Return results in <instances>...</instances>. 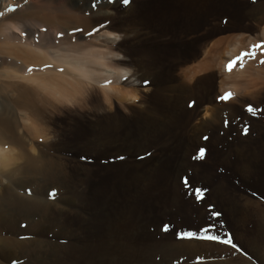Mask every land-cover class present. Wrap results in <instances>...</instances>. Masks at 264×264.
I'll list each match as a JSON object with an SVG mask.
<instances>
[{
    "label": "rangeland",
    "instance_id": "rangeland-1",
    "mask_svg": "<svg viewBox=\"0 0 264 264\" xmlns=\"http://www.w3.org/2000/svg\"><path fill=\"white\" fill-rule=\"evenodd\" d=\"M27 1L0 0V23ZM107 2L112 12L87 26L65 12L34 15L60 33L71 57L107 44L105 72L125 74L105 76L106 86L61 74L43 57L49 44L28 60L59 75L25 79L3 59L17 57L0 38V93L28 103L32 117L23 125L16 114L20 132L2 145L12 151L6 170L42 157L40 171L0 177V197L7 187L21 196L0 207V237L38 241L0 261L23 263L51 242L53 264H80L87 249L116 241L131 253L185 246L182 264H264L252 252L264 247V0ZM97 25L120 39L91 48L84 37Z\"/></svg>",
    "mask_w": 264,
    "mask_h": 264
},
{
    "label": "bare ground",
    "instance_id": "bare-ground-1",
    "mask_svg": "<svg viewBox=\"0 0 264 264\" xmlns=\"http://www.w3.org/2000/svg\"><path fill=\"white\" fill-rule=\"evenodd\" d=\"M20 1L21 0H17V2H20ZM91 2H92V4L93 3L94 4L92 5ZM8 5L3 4L2 8L6 7ZM112 6H113V3L110 4L107 2V0H29V1H27L26 4H24L23 7H19L16 11L14 10V12L10 13L7 16V18L6 19L4 18L5 20H3L2 23H0V38L3 39V41H5L4 45H7L8 43L11 44L10 46H12V49H13L12 53L17 57V58H15V57H13V58H15L17 61L14 59L11 60L10 58H7L6 56H4L3 59L4 60L7 59L8 62L11 63V66L12 65L15 66L14 68L12 67L14 69V71L17 74H21L22 77L25 79L26 78L27 79H34V78L39 79L40 77H44V76L45 77H48V76L56 77L59 75V73L55 72V71L59 70V69H57V67H55V66L49 67L48 66V67L41 69L38 66H35L32 64L30 65V62L28 60L30 57H32V55L33 56H38V55L43 56V55H41V54L45 53V50H43V48L49 44V45H52L51 46L52 50L46 51L47 55H45L43 57L45 59L48 58L49 61L53 62L54 64L60 65L61 66V67L59 66L60 69L63 67L61 70V74H69L70 72L74 73V75L78 78L77 82H79L82 85H87V84L96 82L98 84L99 83L103 84V86H104L105 84L103 82L109 77V75H114L115 81H118V80H120L122 75L125 74V72L121 73L120 70L112 69L113 70L112 72L109 71L111 73H108V71H106L107 72L106 73L105 70L106 69L109 70V68H107L106 65H104L105 63L104 64L102 63L106 52H104V49H103V51L101 49L103 47L102 45H105L106 42L107 43L111 42L113 44L117 43V41L120 39V36L117 33L113 32L111 30L105 29L104 26H101V25L95 26L94 28L89 30V33H87L84 38L90 40L89 44H91L90 45L91 48H92V46L96 47V48H100L101 46L102 47L100 49H98L97 51H95L94 53H93V51H91V53L89 52V54H92L91 56H87L85 58H74L75 56L71 57L72 56V55H70L71 53L70 54L65 53L63 41L58 38L59 37L58 34H60V33H58L54 27H52L54 29H52V28L46 29V27H50V25L46 26L48 23L45 25L43 20H41L40 18L34 17V15L36 16V15H38V13H45V14H49V15L51 14L52 15V14H57L60 12H65L68 15H73L77 22H80L81 24L87 26L88 22L90 21V19L92 17H99L100 18L102 16H105L106 14L109 13L110 8H112ZM110 12H112V11H110ZM54 19H56V18H54ZM77 27H78V25H77ZM60 32H62V31H60ZM69 45H71V44H69ZM106 45H105V47H106ZM69 47L71 49V46H69ZM75 47H72V48H75ZM105 47H103V48H105ZM46 50H48V48ZM63 50H64V52H62ZM41 52H43V53H41ZM55 52L60 53L62 55L59 58H56L58 56L54 55ZM109 54H111L115 58V57H117L118 53H116V51H115V53H109ZM14 55H12V56H14ZM115 59H117V58H115ZM18 60H20L21 62ZM4 62L5 61H3V63ZM92 63H94L93 66L95 68L92 67V65H91ZM101 66H105V68H103ZM11 71L13 72V70H11ZM16 73L14 76H17ZM61 76H59V77H61ZM105 76H108V77H105ZM48 78H50V77H48ZM70 84H72V83H70ZM43 85H45V82H44V84H42V86ZM51 85H53V84L50 83L49 86H51ZM54 88H56V87L54 86ZM116 89H117V87H116ZM116 89H112V91L113 90L117 91ZM29 94H31V93H29ZM30 98H29V100H30ZM24 100H25V98H24ZM31 101H32V99H31ZM23 102H26V101H23ZM29 103H31V102H29ZM26 104H28V103H26ZM26 104L25 103L21 104V102L20 103L19 102L14 103V102L8 100L3 94L0 93V177L1 178H3V177L7 178V180L12 175V173H10V172H13V171L16 172V170H19V169H22V170L26 169L27 171H29L28 169H30V171L31 170H35V171L39 170L40 171L42 169L41 164H38L39 166L34 164L36 162L41 163V159H42L41 155H39L37 157L36 156L34 157V155H33V157H32V154H31V156H26V158H27L26 162L24 161V164L21 165L20 168L15 167L14 169L13 168L9 169L12 165L10 163L11 162L10 159H12V158H10L11 157L10 155H11L12 151L7 150L5 147L4 148L2 147L3 144L8 143L14 139V134L16 135V132H15V130L17 131L16 124L19 123V121H18L19 119L16 117V114L20 115V120H21L23 125H27V124L30 125L29 122H31L30 120H32V117L30 114V110H28V106ZM4 112H10V116H4V114H5ZM144 121L146 124L153 123V122H149V121H152L151 119L148 120L145 118ZM24 122H25V124H24ZM17 132H20V130H18ZM24 160H25V158H24ZM9 163L11 164L8 168L9 170H6L7 169L6 166L9 165ZM10 179H12V178H10ZM11 190H12L11 188L7 187L6 188V194H4V196L0 197V207L3 206V208H4V206L6 204H8L9 202H12L13 200L11 201V199L13 197L16 198L15 200H19V198L21 197L20 194L19 195H18V193L15 194V193H13L15 191H11ZM24 198H25V196H24ZM28 198L35 201V203L37 205L38 204L39 205L45 204L44 203L45 200L43 201V199L37 195L31 194L28 196ZM19 202H21V201H19ZM52 205L55 206V203H52ZM16 207H18V206H16ZM24 209H25V207H24ZM4 214H5V212L2 211V208H1L0 218ZM39 224L40 225L37 224V226L40 228L42 225V222H39ZM41 228H43V227H41ZM16 238H17V236H16ZM24 239H26V238H24ZM182 243H184V242H182ZM187 243H189V242H187ZM30 244L38 245V241H35L34 239H31V238L28 239V237L26 240L20 241V239L17 240L15 238L2 237L1 236L0 237V260L3 259V257H6L7 260H9L10 262L12 260H15L13 258V256L15 255L14 253H17V250H15V249L22 247L21 250H25V249L30 248ZM53 244L54 243L46 242L45 243V246H46L45 251H41V252L39 251V252H37V254H33V257L29 258L28 260H26L20 264H53L52 263V259H53L52 258L53 257L52 246H54ZM175 244H177V243H175ZM178 244H180V243H178ZM183 247H185V246H183ZM183 247H181V248H183ZM186 247H189V246L186 245ZM256 247H257L256 250L254 248L252 250V252L254 254H257L261 258H264V247L263 246H256ZM181 248H179V246H176L172 243L168 244L165 242V243H159V244L155 245L154 247L153 246L148 247V248L145 247L141 250H136V252L131 253V252L127 251L120 243H118L116 241L99 243V244L97 243L94 247H92L91 249H87L86 251H84L82 253L81 258H80L81 259L80 264H182L183 259L181 258V253H182ZM184 249L186 250V248H184ZM40 250H42V249H40ZM187 250L189 251V250H191V248H189ZM11 255H13V256H11ZM235 260H237V259H235ZM245 260L246 259L244 258V261ZM230 261L231 260H229V262ZM2 262L3 261H0V264H2ZM245 262H247V261H245ZM10 264H12V263H10ZM184 264H186V263H184ZM245 264H247V263H245Z\"/></svg>",
    "mask_w": 264,
    "mask_h": 264
},
{
    "label": "snow or ice",
    "instance_id": "snow-or-ice-1",
    "mask_svg": "<svg viewBox=\"0 0 264 264\" xmlns=\"http://www.w3.org/2000/svg\"><path fill=\"white\" fill-rule=\"evenodd\" d=\"M122 2H123V4H125V5H127V4H129V0H122ZM259 45H255L254 47H258ZM250 54V53H249ZM243 55V54H242ZM237 60H239L240 59V57H237L236 58ZM231 63H235V61H232ZM231 67V64L229 65V68ZM230 94H226V96L224 97V98H227V96H229ZM249 111H252V108L249 106ZM245 132H247V129H245ZM203 152H204V150L202 149L201 150V155H203ZM200 190L199 189H197V192H199ZM217 215H219V213H217ZM164 230H167V226H165V229ZM178 236L180 237V238H184L185 236H191V233H187V234H183V233H181V234H178ZM210 239H219V237H210ZM226 243L228 242V241H225ZM14 264H15V262H14Z\"/></svg>",
    "mask_w": 264,
    "mask_h": 264
},
{
    "label": "crops",
    "instance_id": "crops-1",
    "mask_svg": "<svg viewBox=\"0 0 264 264\" xmlns=\"http://www.w3.org/2000/svg\"><path fill=\"white\" fill-rule=\"evenodd\" d=\"M198 67L201 68V71H202V70H205V69L203 68V63L200 64V66H198Z\"/></svg>",
    "mask_w": 264,
    "mask_h": 264
}]
</instances>
